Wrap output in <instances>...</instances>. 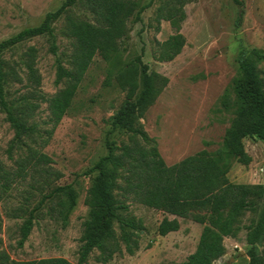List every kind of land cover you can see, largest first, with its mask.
<instances>
[{"label": "rangeland", "instance_id": "obj_1", "mask_svg": "<svg viewBox=\"0 0 264 264\" xmlns=\"http://www.w3.org/2000/svg\"><path fill=\"white\" fill-rule=\"evenodd\" d=\"M151 6L141 14V21L130 25L126 43L127 58L142 54L149 71L167 78L168 84L140 121L167 166L202 150H217L222 143L230 116L219 112V99L238 72L236 58L240 51L260 50L264 53V0H179L183 2L185 19L179 33L185 39L181 53L171 62L154 59L157 43L175 33L168 21H156L160 7L176 5L174 0H139ZM64 0H0V42L21 30L40 24L45 15L57 10ZM178 6V5H177ZM81 15L82 10L76 9ZM58 57L64 62L70 55V40L64 35V20L54 24ZM36 50L35 68L40 77L38 91L50 97L65 84H55V58L49 53L45 38H34L6 52L3 59L16 70L21 83H13L10 93L26 95L30 88L22 62L27 50ZM108 66L96 56L78 87L68 113L50 131L47 103L39 106L31 122L43 133L41 139L26 144L45 154L52 163L31 167L26 147L11 148L13 130L0 113V166L8 173L6 189L0 180V264L39 259L64 258L77 264L83 222L88 217L84 199L97 175L95 163L107 155L108 142L117 145L127 137L112 131L110 118L118 110L124 94L106 84ZM264 84V63L258 65ZM251 157L247 167L234 164L228 174L229 184L214 195L205 225L223 237L225 255L217 264H247L248 232L264 217V143L257 139L243 140ZM27 165L26 174L18 175V167ZM70 185L77 192L76 205L67 221L58 215L54 201L38 204L42 196L58 186ZM246 197L254 205L235 213L233 207ZM128 215L140 221V249L134 255L114 256L107 264H185L195 251L202 226L180 220L177 232L165 237L156 235V228L165 217L127 199ZM34 212L32 230L20 245V228L29 211ZM34 211V210H33ZM171 218V217H169ZM117 226L115 225V228ZM147 245H150L148 247ZM257 253L264 259V221L259 227ZM96 251L86 264H102L95 260Z\"/></svg>", "mask_w": 264, "mask_h": 264}, {"label": "trees", "instance_id": "obj_2", "mask_svg": "<svg viewBox=\"0 0 264 264\" xmlns=\"http://www.w3.org/2000/svg\"><path fill=\"white\" fill-rule=\"evenodd\" d=\"M160 7L156 21H168L175 33L157 43L154 59L160 63L174 60L185 46L179 33L185 19L183 2ZM239 4V0H233ZM178 5V6H177ZM151 6L139 0H64L54 12H49L39 25L21 30L0 42V113L13 130L11 148L26 147L28 164L37 167L50 164L51 160L40 151L31 148L26 141L41 139L47 143L53 130L70 110L79 85L96 56L108 66L106 84L124 94L123 102L110 118L112 131L127 137L117 145L108 142L107 155L94 165L97 175L87 190L84 204L88 217L83 222L77 264H86L90 254L98 253L95 260L107 264L114 256L126 253L134 255L140 249V233L144 231L140 221L128 215L126 200L130 199L148 209L161 212L165 217L156 228V235L165 237L177 232L180 220H190L201 225L202 230L195 251L185 264H217L225 255L223 237L205 225L214 195L229 184L228 174L234 164L247 167L251 157L244 149L243 140L257 139L264 143V84L258 65L264 63L260 50L240 51L236 63L238 72L219 99V112L230 116L221 146L212 152L202 150L171 166L161 158L155 142L142 127L149 107L167 86L166 77L151 72L142 61V54L127 58L126 43L130 25L141 21V14ZM81 9L82 14L75 13ZM64 20V35L70 40V55L66 61L58 57L54 24ZM34 38H45L49 53L55 58V84L65 87L53 96L39 93L40 77L35 68L36 50L30 47L22 62L30 88L26 95L10 93L13 83L22 79L15 66L9 65L3 55ZM47 103L50 131L47 139L37 125L31 122L38 104ZM27 165L18 167V175L26 174ZM1 187L6 189L8 173L0 166ZM78 194L70 185L54 187L42 196L38 206L54 201L58 215L65 222L76 205ZM254 204L246 197L233 207L235 213L248 210ZM34 210V211H33ZM29 211L20 228L22 245L32 227L34 212ZM171 217V218H169ZM264 217L246 236L249 249L247 264H264L256 251L259 227ZM115 225L117 226L115 228ZM150 247V245H147ZM10 264H72L64 258L39 259Z\"/></svg>", "mask_w": 264, "mask_h": 264}]
</instances>
